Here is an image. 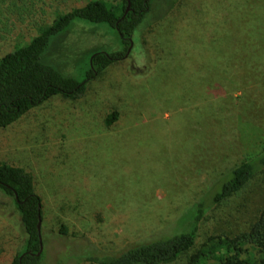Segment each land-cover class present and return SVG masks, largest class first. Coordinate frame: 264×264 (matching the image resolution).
I'll return each instance as SVG.
<instances>
[{"label":"rangeland","instance_id":"rangeland-1","mask_svg":"<svg viewBox=\"0 0 264 264\" xmlns=\"http://www.w3.org/2000/svg\"><path fill=\"white\" fill-rule=\"evenodd\" d=\"M91 1L0 0V59ZM198 1H184L182 14L195 12L169 31L173 0H155L127 56L92 81L83 100L54 97L0 129V163L35 176L48 264H98L90 257L188 229L195 205L224 175L264 155V54L256 39L264 0H203L197 11ZM122 49L108 25L76 19L51 41L44 62L80 77L90 54ZM204 108L214 119L202 120ZM113 111L119 118L108 130ZM262 209L264 168L209 210L199 241L248 230ZM25 239L14 199L0 189V264H11Z\"/></svg>","mask_w":264,"mask_h":264},{"label":"trees","instance_id":"trees-1","mask_svg":"<svg viewBox=\"0 0 264 264\" xmlns=\"http://www.w3.org/2000/svg\"><path fill=\"white\" fill-rule=\"evenodd\" d=\"M118 5L108 6L95 0L59 16L51 25L43 27L39 34L23 46L16 47L0 59V129H6L44 102L61 96L80 101L88 93L89 84L102 76L111 66L121 63L132 47L135 31L149 19L155 0H116ZM185 0H173L164 21H174L168 29L180 27L186 16L182 14ZM197 11L204 8L198 1ZM130 4V11L126 13ZM199 9V10H198ZM258 21L256 38L264 54V16ZM76 19L95 24H106L115 30L122 43V51H97L89 56L82 76H65L44 62L51 41L66 32ZM178 27H177V26ZM214 111L204 108L203 121L214 119ZM119 118L113 111L104 119L110 130ZM260 168H264V155L257 160H246L235 166L217 183L208 199L198 202L192 212L191 225L186 230L174 232L150 240H141L117 254L90 257L98 264H173L182 256L188 264H264V209L248 230L229 237L208 236L199 241V226L209 210L240 193ZM0 189L14 199L26 234L23 250L11 264H48L44 251L40 256L39 221L44 220L43 200L37 191L32 172L22 167L0 163ZM62 232L66 229L63 227ZM44 245V242H43ZM25 254V255H24ZM24 255V256H23Z\"/></svg>","mask_w":264,"mask_h":264},{"label":"water","instance_id":"water-1","mask_svg":"<svg viewBox=\"0 0 264 264\" xmlns=\"http://www.w3.org/2000/svg\"><path fill=\"white\" fill-rule=\"evenodd\" d=\"M130 9L131 8H130V4H129L126 13H128L130 11ZM38 230H39V233H40V251L38 253H36V255L40 256L42 254L43 250H44L43 237H42V221L41 220L39 221V224H38Z\"/></svg>","mask_w":264,"mask_h":264}]
</instances>
